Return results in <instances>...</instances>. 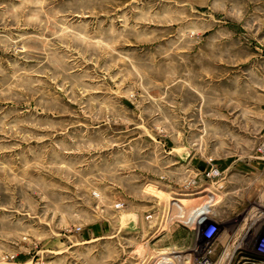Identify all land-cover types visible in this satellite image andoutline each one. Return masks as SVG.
<instances>
[{
  "label": "rangeland",
  "instance_id": "1",
  "mask_svg": "<svg viewBox=\"0 0 264 264\" xmlns=\"http://www.w3.org/2000/svg\"><path fill=\"white\" fill-rule=\"evenodd\" d=\"M262 138L264 0H0V264H264Z\"/></svg>",
  "mask_w": 264,
  "mask_h": 264
},
{
  "label": "bare ground",
  "instance_id": "2",
  "mask_svg": "<svg viewBox=\"0 0 264 264\" xmlns=\"http://www.w3.org/2000/svg\"><path fill=\"white\" fill-rule=\"evenodd\" d=\"M219 175H221V174H217V175H215V177L217 176H219ZM214 177V178H215ZM209 180L210 179H212L211 177H209L208 178ZM210 200H211V197H209V198H206V199H200V200H197V201H195L193 204H191V205H193V208H195V207H201V205H205L206 204V206H208L207 204L210 202ZM215 200V199H214ZM211 204V203H210ZM189 208H190V206H189ZM189 208L187 209V211L186 212H188V210H189ZM192 209V208H191ZM189 212H190V210H189ZM188 212V213H189ZM187 215V214H186ZM169 251V250H168ZM166 252V251H165ZM180 252V251H179ZM162 254V253H161ZM164 254V253H163ZM158 255V254H157ZM184 255V254H183ZM183 255H179V254H177V253H173V254H168V255H164L162 258H161V260H160V262L158 263V264H190V259H189V257L188 256H183ZM150 260V259H149ZM151 261V260H150ZM156 260H154V262H155ZM152 262V261H151ZM192 262V261H191ZM150 264V263H149ZM219 264V263H218Z\"/></svg>",
  "mask_w": 264,
  "mask_h": 264
},
{
  "label": "built area",
  "instance_id": "3",
  "mask_svg": "<svg viewBox=\"0 0 264 264\" xmlns=\"http://www.w3.org/2000/svg\"><path fill=\"white\" fill-rule=\"evenodd\" d=\"M258 150H259V153L260 155L262 156V158L264 159V138H262L260 141H259V144H258ZM219 173V170H215L213 173H209L207 175V178L209 177H214L215 175H217ZM222 175V174H221ZM221 175H219L218 177H216L215 179H219L221 177ZM217 225L215 224H209L206 226V231L204 230V234H203V239L204 241H207V240H210L212 239V237L214 236V234L217 232ZM257 248L261 251H264V238L260 239L258 241V245H257ZM204 264V263H203Z\"/></svg>",
  "mask_w": 264,
  "mask_h": 264
},
{
  "label": "water",
  "instance_id": "4",
  "mask_svg": "<svg viewBox=\"0 0 264 264\" xmlns=\"http://www.w3.org/2000/svg\"><path fill=\"white\" fill-rule=\"evenodd\" d=\"M205 231H206V229H205Z\"/></svg>",
  "mask_w": 264,
  "mask_h": 264
},
{
  "label": "trees",
  "instance_id": "5",
  "mask_svg": "<svg viewBox=\"0 0 264 264\" xmlns=\"http://www.w3.org/2000/svg\"><path fill=\"white\" fill-rule=\"evenodd\" d=\"M204 240V239H203Z\"/></svg>",
  "mask_w": 264,
  "mask_h": 264
}]
</instances>
